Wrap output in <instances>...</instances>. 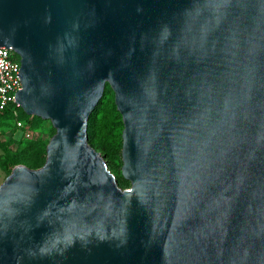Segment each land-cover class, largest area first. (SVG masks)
<instances>
[{"label": "water", "instance_id": "95a60500", "mask_svg": "<svg viewBox=\"0 0 264 264\" xmlns=\"http://www.w3.org/2000/svg\"><path fill=\"white\" fill-rule=\"evenodd\" d=\"M0 46L55 129L0 183V264H264V0H0ZM106 83L126 188L88 142Z\"/></svg>", "mask_w": 264, "mask_h": 264}, {"label": "trees", "instance_id": "16d2710c", "mask_svg": "<svg viewBox=\"0 0 264 264\" xmlns=\"http://www.w3.org/2000/svg\"><path fill=\"white\" fill-rule=\"evenodd\" d=\"M16 56L18 57V55ZM13 107L18 110V119L26 124L30 130L37 131L43 122L49 121L35 115H28L19 106L13 105ZM87 124L88 142L104 157L118 185L122 188L129 187L130 182L121 173L123 121L114 102V92L108 83L105 85L101 99L90 113ZM2 125L11 126L15 130L19 129L16 126L11 107L0 110V126ZM49 132L50 136L55 132L52 125L49 128ZM20 141L22 143L12 150L10 148V140L0 139V151L3 153L0 156V169L6 175L17 164H24L29 168L35 169L42 166L45 161L48 139L42 137L41 131L35 134L32 139Z\"/></svg>", "mask_w": 264, "mask_h": 264}, {"label": "built area", "instance_id": "2783aa9c", "mask_svg": "<svg viewBox=\"0 0 264 264\" xmlns=\"http://www.w3.org/2000/svg\"><path fill=\"white\" fill-rule=\"evenodd\" d=\"M11 47L0 46V110L11 107L12 115L18 128H23L24 123L18 119V110L13 107L18 106L15 100V93L21 87L19 76V57ZM31 134L30 129H26V136Z\"/></svg>", "mask_w": 264, "mask_h": 264}, {"label": "rangeland", "instance_id": "374dc122", "mask_svg": "<svg viewBox=\"0 0 264 264\" xmlns=\"http://www.w3.org/2000/svg\"><path fill=\"white\" fill-rule=\"evenodd\" d=\"M50 126H51L50 121H45L41 124V127L39 130L37 131L31 130L30 136L27 137L26 136V129H27L26 124H24L23 128H19L18 130L13 129L11 128V126H8V125H2L0 126V139L10 140L11 141L10 148L14 150L17 148L19 144L22 143L20 140L24 141L27 139H32L35 134H38L39 131H41V135L44 139H49ZM2 154L3 153L0 151V156H2ZM5 177H6V173L0 169V183L3 181Z\"/></svg>", "mask_w": 264, "mask_h": 264}]
</instances>
